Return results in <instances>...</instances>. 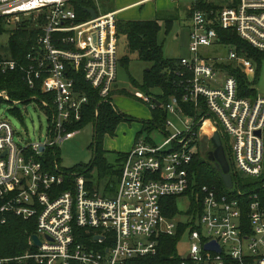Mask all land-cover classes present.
Returning <instances> with one entry per match:
<instances>
[{"label":"built area","instance_id":"1","mask_svg":"<svg viewBox=\"0 0 264 264\" xmlns=\"http://www.w3.org/2000/svg\"><path fill=\"white\" fill-rule=\"evenodd\" d=\"M203 1L220 8L190 13L189 56L179 61L183 94L163 107L168 118L161 133L166 139L160 145L136 141L126 154L118 185L104 195L90 192L77 174L68 176L66 191H59L65 176L46 171L38 158L78 133L70 127L79 121L87 100L74 91L68 71L82 73L103 101L108 98L117 75V12L79 21L76 0H0V18L11 29L28 19L40 31L24 65L0 52V74L19 69L29 88L39 85L46 97L39 104L50 122L47 141L21 146L11 124L0 120V223L9 215L33 220L40 241L35 246L30 237L35 252L0 258V264H144L139 260L158 253L160 237L184 234L190 244L184 256L177 250L179 264H264V202L237 189L236 182L225 188L226 194L203 186L202 209L187 221L182 219L185 213L167 218L162 212L164 198L186 196L192 188L188 167L196 154L195 138L208 122L225 138L233 173L253 179L263 173L264 96H239L236 78L226 67L216 66L226 59L227 65L250 76L255 74L253 63L231 46L225 59L208 58L202 49L226 47L218 40L215 27H220L263 52L264 0ZM134 96L156 107L141 92ZM0 98L10 102L4 91ZM184 106L198 114L185 116ZM172 118L187 129L168 135L175 128Z\"/></svg>","mask_w":264,"mask_h":264},{"label":"trees","instance_id":"2","mask_svg":"<svg viewBox=\"0 0 264 264\" xmlns=\"http://www.w3.org/2000/svg\"><path fill=\"white\" fill-rule=\"evenodd\" d=\"M75 12L79 21L89 19L87 10L92 9L96 12L93 0H76L74 2ZM220 8L214 6V3H206L203 0L196 2L194 9L209 11L210 9ZM193 10V9H192ZM192 10H188V16ZM158 18L146 21H117L116 30L124 36L126 48L128 52L137 54L140 61L148 63L151 67L143 74V85L141 93L147 96L156 98L161 107L153 109L152 119L148 122L142 123V131L151 132L154 129L159 131L164 130L165 121L168 114L164 110L165 103L171 97H181L183 88L180 86L182 82V67H180V59H166L162 54V46L158 43V32L160 30V23ZM172 19L164 21V27L168 32L172 27ZM18 29H11L5 22L4 18H0V38L7 35L6 51L3 54L5 57L18 62L20 65L25 64L26 55L31 51V48L36 44L39 29L35 28L30 20H24ZM218 35L219 43L234 48L235 52L243 56L251 62H260L263 58V53L256 51L250 47L246 42L242 41L237 35L229 30H223L220 27H215ZM119 34H117L118 36ZM128 58L125 57L122 63H126ZM221 67L224 65H216ZM226 69L232 74L238 84V94L241 97L254 98L256 91L251 89L246 77L240 73L238 68L232 65H226ZM68 76L74 81V91L78 92L80 96L86 97V103L82 105L81 115L72 130L81 129L83 125L92 124L94 129L93 135V159L89 166H85L79 175L85 179L86 188L90 192H94L92 187L91 171L96 169L98 172L99 180L106 182L104 193L111 190L115 186V181L119 179L121 174V166L125 160L126 154H119L117 158V165L112 166L107 164L104 154L105 151L102 147V139L104 136H113L117 126L123 121H132L128 116L120 113L112 107L111 97L113 88L110 91L107 101H103L99 96L97 90H94L88 83L84 81L82 73L75 71H68ZM151 89L160 90L159 96L150 94ZM4 91L10 102H29L34 97L35 101H40L45 96L42 95L39 85L35 89L29 88L24 82L22 73L19 69L6 74H0V92ZM180 99V98H179ZM6 102L0 98V105ZM185 116H194L198 114L196 110L184 106ZM204 106L201 113L204 114ZM11 112L17 114L16 109ZM201 114V115H202ZM222 145L225 153L228 149L225 143V138L222 139ZM44 157V158H43ZM43 162L46 171L53 174L56 173L54 162L58 163L56 148H49L38 158ZM229 159V158H228ZM188 173L192 183V188L186 192L195 208V212H200L202 209V193L203 186L214 187L218 193L226 194L228 191L225 189L224 184L220 178V174L215 169L214 165L205 163L203 157L194 156ZM116 179V180H114ZM237 183V189L249 193L257 194L264 202V168L262 176L258 180L251 181L248 178H240L236 173L233 177ZM65 184L58 189L61 192L67 190L70 178L64 177ZM72 183V182H71ZM177 197H166L162 200V212L165 217L172 218L177 213L176 208ZM36 234L34 221H24L18 217L9 215L7 216L6 223H0V258H15L21 257L28 253L36 251V248L31 245L30 237ZM180 240V235L173 237L162 236L159 239L158 253L154 257H147L141 259L144 264H179L180 259L177 254V242ZM7 264H37L32 260H24L21 262L10 261Z\"/></svg>","mask_w":264,"mask_h":264},{"label":"rangeland","instance_id":"3","mask_svg":"<svg viewBox=\"0 0 264 264\" xmlns=\"http://www.w3.org/2000/svg\"><path fill=\"white\" fill-rule=\"evenodd\" d=\"M217 1L219 0H213V2ZM196 2L193 3V0H183L179 2H173L171 0H93L94 8L98 15L122 9L117 14L119 21H146L155 18L160 19V30L157 39L158 43L162 46V54L166 59H180L189 56L188 10L194 9ZM134 3H136L134 6L123 9ZM167 19L173 20L172 27L168 32H166L164 27V21ZM16 29L18 28L16 27L15 30ZM117 34H119L117 75L113 84V94L110 100L114 110L125 114L133 120L121 122L117 126L113 136H104L102 139V147L105 151L104 158L107 164L112 166L117 165L116 160L118 155L121 153L128 154L133 144L139 139L152 141L156 145H160L166 139L165 133H161L163 131H159L158 129H154L151 132L142 131V123L148 122L152 119L151 111L153 108H151L149 104L143 103L137 99L134 96V93L141 92L143 74L151 67V65L140 61L135 52H128L124 36L120 33ZM6 42L7 35H3L0 38V52L2 54L6 51ZM230 50H232V48L226 46L202 49V52H205L208 58L225 59ZM125 57L128 58V61L123 64L122 60ZM220 65H224L222 67H225L227 65L226 59L224 63ZM253 66L255 74L250 76L243 75L246 77L250 88L254 89L261 96H264V55L259 63L256 61L253 62ZM150 94L153 96H159L160 90L151 89ZM148 97L152 98V101L155 102V108L161 107L156 98L151 96ZM107 100L108 98L106 101ZM16 103V105H13L12 103L3 102L0 105V120L7 121L11 124L16 134L15 140L19 145L43 144L49 137L48 132L50 129V122L48 121L47 113L43 111L38 101ZM12 109H16L18 113L15 114L11 112ZM172 121L175 128H170L168 135L175 134L177 130L185 131L187 129L185 128L186 125H184L178 118H172ZM207 124L208 126L204 127V132L200 134L198 133V136L195 138V155L199 157L202 156L205 163L211 164L206 159L207 153L211 150L209 136L212 134V131L217 130H214L210 122ZM188 125L190 126V124ZM93 135L94 129L92 124H86L83 125L78 133L71 139L65 140L56 145L55 148L58 159V163L54 162V166L57 167L56 173L58 172L68 178L69 175H79L85 166L90 165L93 159ZM172 148L173 144L167 147V149ZM226 156L230 160L228 151ZM263 168L264 160L262 163V169ZM231 174H234L232 168ZM91 175V182L94 190L101 194L104 193L106 182L103 180L105 178L99 180L96 169L91 171ZM238 176L242 179L245 178L240 172H238ZM233 177L234 176H232V180L234 184L235 181ZM248 179L254 181L259 178ZM118 181L119 179L115 181L116 186L118 185ZM175 205L177 213H180L178 216L179 218H181L182 214H187L185 217L182 216V219L185 221L188 220L189 215L195 212V208L188 195L176 198ZM195 225L199 226V222L196 221ZM189 244L190 241L188 235L184 234V236L180 237V240L177 242L179 255H186Z\"/></svg>","mask_w":264,"mask_h":264},{"label":"water","instance_id":"4","mask_svg":"<svg viewBox=\"0 0 264 264\" xmlns=\"http://www.w3.org/2000/svg\"><path fill=\"white\" fill-rule=\"evenodd\" d=\"M87 13L89 14L90 18L94 19L96 17V12L92 9L87 10ZM260 132H257V135H259ZM209 143L211 145V150L207 153L206 159L210 163H212L217 170V172L220 174V178L224 184V187L227 189H232L233 187V180L232 176H236V174H231V167L230 162L226 156V153L224 151L221 138L219 136V133L217 131H214L209 136ZM41 152H43V148L40 149ZM31 240L35 246H39L40 241L37 237V235H32ZM211 245H206L207 249H210ZM219 251V249H217Z\"/></svg>","mask_w":264,"mask_h":264},{"label":"crops","instance_id":"5","mask_svg":"<svg viewBox=\"0 0 264 264\" xmlns=\"http://www.w3.org/2000/svg\"><path fill=\"white\" fill-rule=\"evenodd\" d=\"M143 1H148V0H143ZM138 3V2H137ZM136 3H134V4H131V5H129V6H127V7H125V8H123V9H126V8H129V7H132V6H134ZM122 9H119V10H117V11H112V12H117V14H118V12L119 11H121ZM108 13H111V12H108ZM118 18V17H117ZM118 20H119V18H118ZM189 35V34H188Z\"/></svg>","mask_w":264,"mask_h":264},{"label":"bare ground","instance_id":"6","mask_svg":"<svg viewBox=\"0 0 264 264\" xmlns=\"http://www.w3.org/2000/svg\"><path fill=\"white\" fill-rule=\"evenodd\" d=\"M208 126V124H206V127ZM204 131V130H203Z\"/></svg>","mask_w":264,"mask_h":264}]
</instances>
